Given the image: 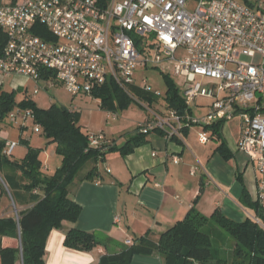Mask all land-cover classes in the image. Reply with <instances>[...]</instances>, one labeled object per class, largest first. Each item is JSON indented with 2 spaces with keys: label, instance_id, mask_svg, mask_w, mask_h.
<instances>
[{
  "label": "built area",
  "instance_id": "obj_1",
  "mask_svg": "<svg viewBox=\"0 0 264 264\" xmlns=\"http://www.w3.org/2000/svg\"><path fill=\"white\" fill-rule=\"evenodd\" d=\"M255 1L263 10L264 0ZM0 28L7 35L0 85L1 79L22 76L34 83L35 95L58 86L73 97L92 95L111 81L127 95L136 88L159 98L146 79L136 86L135 73L169 65L173 77L186 82L187 110L148 109L137 132L162 133L171 141L194 126L240 119L238 147L256 164L264 215V13L238 0H108L105 5L99 0H18L0 6ZM198 78L218 87H206ZM201 99L210 101L208 112L195 117L188 110ZM117 115L110 112L107 118ZM8 119L22 128L32 120L34 133H41L32 110H14ZM5 142L4 154L11 157L16 144ZM89 144L105 151L116 143L100 133L89 135Z\"/></svg>",
  "mask_w": 264,
  "mask_h": 264
},
{
  "label": "trees",
  "instance_id": "obj_2",
  "mask_svg": "<svg viewBox=\"0 0 264 264\" xmlns=\"http://www.w3.org/2000/svg\"><path fill=\"white\" fill-rule=\"evenodd\" d=\"M99 1L102 5L108 2ZM6 44V32L0 28V59ZM166 80L169 86L165 98L168 108L184 113L187 110L185 99L168 76ZM132 91L151 104L158 101V98L136 88H132ZM92 95L102 101L108 113L118 114L116 102L120 108L127 107L130 102V97L111 81L96 88ZM14 110L34 112L35 123L42 129L40 134L43 133L50 143L55 144L56 154L62 160L61 166L53 174H48L40 158L41 150L30 149L20 161L14 159L13 155L5 156L6 142L0 139L1 196L8 198L15 207L14 214L10 206L2 209L0 201L1 264H17L20 258L23 264H47L46 245L54 230L65 233L67 248L93 251L100 245L95 234L76 229L82 207L74 201L73 192L82 183L100 178L99 164L108 155L118 153L123 157L128 156L146 145L150 135L136 131L123 146L115 144L105 151L93 149L89 144V134L80 124L79 111L56 105L41 109L27 94L19 99L17 93L6 92L0 85V124ZM188 112L193 114L191 109ZM225 124L220 121L205 126V130L221 141L218 151L225 160H230L233 155L222 137ZM243 201L255 212L253 217L243 222L230 219L220 210L206 217L192 209L185 219L163 232L156 243L148 235L143 236L130 248L103 256L99 264H132L135 256H159L163 264H230L221 258L220 250L213 244L216 236L221 237L219 230L237 242L238 248L231 264H264V227L254 220L258 218L264 225V215L259 202H252L247 192L244 193ZM6 238L19 239L20 247L6 245Z\"/></svg>",
  "mask_w": 264,
  "mask_h": 264
},
{
  "label": "crops",
  "instance_id": "obj_3",
  "mask_svg": "<svg viewBox=\"0 0 264 264\" xmlns=\"http://www.w3.org/2000/svg\"><path fill=\"white\" fill-rule=\"evenodd\" d=\"M238 1L264 13L255 0ZM199 101L192 113L203 117L206 107ZM137 126L116 145L123 146L133 137ZM241 129L240 119L223 127V140L233 155L230 160L223 158L218 151L221 141L205 126L191 127L180 139L171 141L151 134L146 145L128 156L108 155L99 167L100 178L82 183L73 192L74 201L82 207L76 229L94 233L100 245L90 252L69 249L65 233L54 230L46 245L47 264H99L103 256L120 253L143 236L156 243L192 209L206 217L220 210L236 222L253 217L255 212L243 197L247 192L252 202H258L260 175L256 164L239 150ZM202 137L207 138L206 143ZM8 201L4 198L2 209L8 207ZM132 264L163 261L159 256H135Z\"/></svg>",
  "mask_w": 264,
  "mask_h": 264
},
{
  "label": "rangeland",
  "instance_id": "obj_4",
  "mask_svg": "<svg viewBox=\"0 0 264 264\" xmlns=\"http://www.w3.org/2000/svg\"><path fill=\"white\" fill-rule=\"evenodd\" d=\"M18 1V0H17ZM16 1V2H17ZM14 4V0H0V6H10ZM195 4H190L189 9L193 11ZM133 38L139 42L138 48L142 50L143 46L140 43V38L136 35ZM244 61H249L247 58H242ZM168 76L179 89L180 95L183 96L186 82L182 79H177L173 77L171 68L169 65L160 67H149V68H138L135 73V82L137 87H142L143 80H147L149 85H151L154 93H159L160 97L158 101L151 104L149 101L140 98L134 91L130 90L128 95L130 97L129 105L125 108H120L119 104L116 102L118 118L113 120L112 118H107L108 109L103 106L100 99L93 97V95L81 94L77 97L71 96L67 93L62 86H58L55 89L46 91L41 90L38 95L34 94L35 85L29 79L22 76H14L10 79H1V87L6 92H15L19 99H23L25 94L29 96L41 109H49L53 105L58 107H65L69 110L76 108L79 111L80 124L83 129L89 135H95L100 133H105L110 135V139L116 142H120L121 139H125V135L130 137L133 133L136 125L145 121L148 115V109L165 111L168 108V104L165 100L168 93V83L166 80ZM197 81H201L206 84V87H218L215 82L211 80H202L200 78ZM22 89V91H18ZM199 104H204L206 107V112H208L209 101L200 100ZM195 109V106H193ZM195 117H199L195 115ZM238 123L237 121L235 122ZM34 123L32 120L27 122V126L22 128L17 125H11L10 120L6 117L4 123L0 124L1 128V138L6 140L7 143L16 144L13 151V158L17 160H23L28 154L30 149L41 150V160L45 169H48V174H53L60 166L62 158L56 154V146L50 143V140L42 134L34 133ZM200 127L194 126L193 128ZM138 129V126H137ZM136 129V131H137ZM114 141V142H115ZM103 164L100 163V168ZM2 183L0 178V184ZM4 197L1 196L0 191V201L3 202ZM6 202V201H5ZM4 202V205H6ZM8 206H10L11 211H14L15 207L13 203L8 201ZM221 232V237L216 236L214 238L213 244L216 249L220 250V256L224 260H227L230 264L234 259L237 251V242L229 237L224 231ZM218 232V233H220ZM6 245L12 247H20L19 239L6 238ZM243 254V253H242ZM241 256V255H240ZM1 264V261H0ZM19 264H23L22 259H19Z\"/></svg>",
  "mask_w": 264,
  "mask_h": 264
}]
</instances>
